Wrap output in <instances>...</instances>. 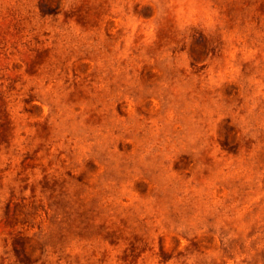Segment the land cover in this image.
<instances>
[{"label":"rangeland","instance_id":"obj_1","mask_svg":"<svg viewBox=\"0 0 264 264\" xmlns=\"http://www.w3.org/2000/svg\"><path fill=\"white\" fill-rule=\"evenodd\" d=\"M0 264H264V0H0Z\"/></svg>","mask_w":264,"mask_h":264}]
</instances>
